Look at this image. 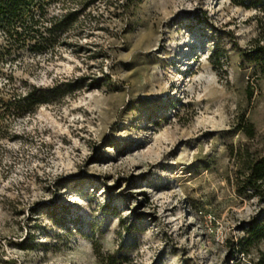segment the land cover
Returning a JSON list of instances; mask_svg holds the SVG:
<instances>
[{
    "label": "rangeland",
    "instance_id": "rangeland-1",
    "mask_svg": "<svg viewBox=\"0 0 264 264\" xmlns=\"http://www.w3.org/2000/svg\"><path fill=\"white\" fill-rule=\"evenodd\" d=\"M67 4V39L9 67L18 84L83 87L0 139V264H258L264 239L243 238L264 196L238 190L264 155V74L245 57L264 14Z\"/></svg>",
    "mask_w": 264,
    "mask_h": 264
},
{
    "label": "trees",
    "instance_id": "trees-1",
    "mask_svg": "<svg viewBox=\"0 0 264 264\" xmlns=\"http://www.w3.org/2000/svg\"><path fill=\"white\" fill-rule=\"evenodd\" d=\"M235 5L264 14V0H231ZM67 0H0V139L9 137L13 123L47 104H52L83 87V78L51 87L13 81L9 69L25 52L40 55L54 51L70 34L78 19ZM261 22V19L258 20ZM246 59L264 74V32L253 41ZM239 194L253 190L264 196V155L245 162ZM264 239V218L246 229L245 242ZM258 264H264V258Z\"/></svg>",
    "mask_w": 264,
    "mask_h": 264
}]
</instances>
